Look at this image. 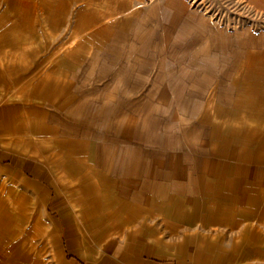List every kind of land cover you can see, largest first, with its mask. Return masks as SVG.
<instances>
[{
    "label": "rangeland",
    "instance_id": "rangeland-1",
    "mask_svg": "<svg viewBox=\"0 0 264 264\" xmlns=\"http://www.w3.org/2000/svg\"><path fill=\"white\" fill-rule=\"evenodd\" d=\"M56 1L66 18L54 28L41 14V27L56 34L41 36L39 66L25 79L36 74V104L56 108V128L65 133L56 143L87 140L90 166H114L127 188L156 189L144 178L160 172L182 176L180 162L209 145L214 104L248 92L245 71L264 65V0H130L118 11L112 0ZM53 143L42 147L44 159L75 157L76 145L64 154ZM10 188L0 178V264H46L37 247L46 236L44 211Z\"/></svg>",
    "mask_w": 264,
    "mask_h": 264
},
{
    "label": "crops",
    "instance_id": "crops-1",
    "mask_svg": "<svg viewBox=\"0 0 264 264\" xmlns=\"http://www.w3.org/2000/svg\"><path fill=\"white\" fill-rule=\"evenodd\" d=\"M55 2L0 0V21L6 23L0 26V54L11 52L0 55V99L7 98L0 102V178L14 189L11 193L40 203L44 211L46 236L37 244L39 260L264 264V65L245 71L248 92L244 87L237 93L241 97L218 108L214 104L209 145L204 153L189 152L188 160L180 162L182 176L160 172L159 178H144L146 187L150 179L156 189L127 188V176L114 166H90L83 149L87 140L56 143L65 134L56 128V108L36 104L41 96L36 74L25 79L27 71L39 66L41 36L56 34L41 27V14L55 22L54 28L57 18H66L65 8L58 16ZM20 51L32 59L14 57ZM231 78L233 82V74ZM51 142L55 148L63 144L64 154L76 145L75 157L59 163L44 159L42 147Z\"/></svg>",
    "mask_w": 264,
    "mask_h": 264
},
{
    "label": "bare ground",
    "instance_id": "bare-ground-1",
    "mask_svg": "<svg viewBox=\"0 0 264 264\" xmlns=\"http://www.w3.org/2000/svg\"><path fill=\"white\" fill-rule=\"evenodd\" d=\"M103 0H98V2H102ZM130 0H112L111 1V3H109L108 5H109V7H110V4H111V8H112V10H114V11H118L119 9H122V8H127V9H129L130 8V6H128V2H129ZM104 4V3H103ZM124 9H122V10H124ZM64 10H66V9H64ZM62 10L60 9L59 11H58V13L59 12H61ZM120 12V11H119ZM63 17H65V14H63Z\"/></svg>",
    "mask_w": 264,
    "mask_h": 264
}]
</instances>
